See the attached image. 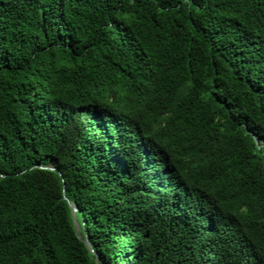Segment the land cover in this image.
<instances>
[{"label": "trees", "instance_id": "trees-1", "mask_svg": "<svg viewBox=\"0 0 264 264\" xmlns=\"http://www.w3.org/2000/svg\"><path fill=\"white\" fill-rule=\"evenodd\" d=\"M0 264H264V0H0Z\"/></svg>", "mask_w": 264, "mask_h": 264}, {"label": "water", "instance_id": "water-1", "mask_svg": "<svg viewBox=\"0 0 264 264\" xmlns=\"http://www.w3.org/2000/svg\"><path fill=\"white\" fill-rule=\"evenodd\" d=\"M87 243V242H86ZM88 244V243H87ZM92 252V251H91Z\"/></svg>", "mask_w": 264, "mask_h": 264}]
</instances>
